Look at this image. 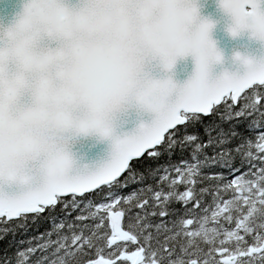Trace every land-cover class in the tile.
<instances>
[{
	"label": "snow or ice",
	"instance_id": "6c2138e0",
	"mask_svg": "<svg viewBox=\"0 0 264 264\" xmlns=\"http://www.w3.org/2000/svg\"><path fill=\"white\" fill-rule=\"evenodd\" d=\"M214 2L230 57L201 0H0V264H264V0Z\"/></svg>",
	"mask_w": 264,
	"mask_h": 264
},
{
	"label": "water",
	"instance_id": "95a60500",
	"mask_svg": "<svg viewBox=\"0 0 264 264\" xmlns=\"http://www.w3.org/2000/svg\"><path fill=\"white\" fill-rule=\"evenodd\" d=\"M201 4L203 7L201 8V15L208 17L210 16L213 21H216V27L212 32V39L217 42L218 48L224 51L226 57H230L232 54L233 49H237L240 51L244 50V47L248 45V34H244L240 38L233 39L226 31V26L230 23L229 18L217 9V6L214 0H201ZM253 48L259 47L256 44L251 45ZM187 64L188 66V73H191L192 68L194 67L192 58L187 57L183 61H178V66ZM226 67L228 65H225ZM219 67L217 66L216 71H219ZM187 74H184L179 77L181 81L187 78Z\"/></svg>",
	"mask_w": 264,
	"mask_h": 264
},
{
	"label": "trees",
	"instance_id": "16d2710c",
	"mask_svg": "<svg viewBox=\"0 0 264 264\" xmlns=\"http://www.w3.org/2000/svg\"><path fill=\"white\" fill-rule=\"evenodd\" d=\"M213 121H217V117L213 116V117H209L205 120V124H208V123H211ZM224 127L227 128L228 125L227 124H224ZM190 131L192 130H199L201 131V135H203V131L202 129L200 128V126L198 125L196 129H189ZM241 131H243V125H241V128H240ZM235 143V142H234ZM181 155H183L184 158H187V153H177L176 156L172 157V160L175 161V160H178L181 158ZM167 159V157H162L160 161H158L157 163H161L163 164L165 162V160ZM146 163H151V162H146ZM239 159L236 160V165L239 166ZM145 165L144 164H141V165H137L138 168H143ZM205 171H208V172H225V174L227 175V172L226 170L224 169H220V168H211V169H205ZM146 183H154V181H146ZM137 187V185H132V188H135ZM130 191V189H125V192H128ZM208 200H210V197L209 198H206ZM171 208L172 209H178L180 210L181 212L183 211V209L180 208V205L179 204H173L171 205ZM56 215H62V213L59 212V210H57V213ZM156 219H159V218H156ZM169 219H172V217H169ZM49 221L46 219V217H42L41 219L37 220L35 223H29L28 225V228L26 230H19L17 229V234L15 236V240L19 241L21 239H27L29 237H32V236H35L37 235L38 233H42L44 232L46 229L49 228ZM12 240V236H9V238L7 240H4L2 242H0V254L3 253L4 250H7L8 251V254L11 255L12 251H14L13 248H10L9 246V241Z\"/></svg>",
	"mask_w": 264,
	"mask_h": 264
},
{
	"label": "clouds",
	"instance_id": "9594fccd",
	"mask_svg": "<svg viewBox=\"0 0 264 264\" xmlns=\"http://www.w3.org/2000/svg\"><path fill=\"white\" fill-rule=\"evenodd\" d=\"M227 27H229V24H227L226 29H227Z\"/></svg>",
	"mask_w": 264,
	"mask_h": 264
}]
</instances>
